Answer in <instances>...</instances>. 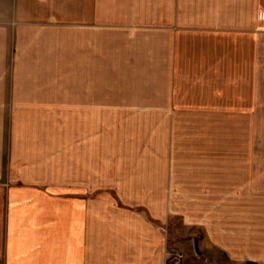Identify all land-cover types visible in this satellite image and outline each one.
<instances>
[{"label": "crops", "instance_id": "crops-1", "mask_svg": "<svg viewBox=\"0 0 264 264\" xmlns=\"http://www.w3.org/2000/svg\"><path fill=\"white\" fill-rule=\"evenodd\" d=\"M0 9V264H264V0Z\"/></svg>", "mask_w": 264, "mask_h": 264}, {"label": "rangeland", "instance_id": "rangeland-1", "mask_svg": "<svg viewBox=\"0 0 264 264\" xmlns=\"http://www.w3.org/2000/svg\"><path fill=\"white\" fill-rule=\"evenodd\" d=\"M12 12H13L12 10L2 11V9H0V17L2 16L5 17L7 15L11 16ZM262 128H264V123H262ZM263 144H264V140H263ZM260 162H264V158ZM259 168H260L261 174L258 177L260 181H263L264 171L261 166ZM179 235L181 236V237L178 236L177 238L179 241H182V242L189 241L188 243H185V246L181 245L179 246V248H177L178 251H180L181 253L185 255V257L187 258V262H189L190 260H196V261H199L200 264H229L223 255L218 254L216 251L212 249L200 248L199 249L200 253H197L195 244H194V239H191V237H189V232L186 231L185 234L179 232Z\"/></svg>", "mask_w": 264, "mask_h": 264}, {"label": "built area", "instance_id": "built-area-1", "mask_svg": "<svg viewBox=\"0 0 264 264\" xmlns=\"http://www.w3.org/2000/svg\"><path fill=\"white\" fill-rule=\"evenodd\" d=\"M185 255L179 251L169 253V259L167 264H183Z\"/></svg>", "mask_w": 264, "mask_h": 264}, {"label": "water", "instance_id": "water-1", "mask_svg": "<svg viewBox=\"0 0 264 264\" xmlns=\"http://www.w3.org/2000/svg\"><path fill=\"white\" fill-rule=\"evenodd\" d=\"M197 251H199L198 248H197Z\"/></svg>", "mask_w": 264, "mask_h": 264}]
</instances>
